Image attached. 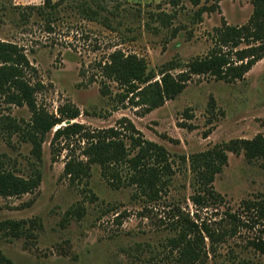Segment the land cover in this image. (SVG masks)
<instances>
[{
  "label": "rangeland",
  "instance_id": "obj_1",
  "mask_svg": "<svg viewBox=\"0 0 264 264\" xmlns=\"http://www.w3.org/2000/svg\"><path fill=\"white\" fill-rule=\"evenodd\" d=\"M210 6L215 10L196 16ZM252 12L250 0H201L199 6L191 0H0V41L27 55L32 83L41 85L38 105L56 115L66 104L80 109L77 119L60 126L70 122L102 130L126 117L169 152L174 170L163 199L147 203L135 187H111L99 165L91 166L88 180L67 176L71 157L86 160L80 136L60 138L54 159L52 140L59 126L54 127L38 161L30 143L4 130L0 170L24 179L39 174L40 183L21 196L0 194V223L20 221L24 229L16 238L0 228V251L15 264H185L169 244L177 235L168 226L176 205L214 236L211 241L203 232L208 256L197 264H264L253 247L264 240L263 160L247 158L242 149L228 152V164L213 184L219 200L208 206L191 200L193 155L264 137V57L234 82L191 74L187 66L214 49L223 20L242 26ZM115 51L144 59L157 72L152 84H162L167 64L173 78L185 73V89L145 115L146 104L122 108L116 96L121 87L105 79L100 67ZM154 90L142 102L155 100ZM31 117L27 106L0 99V127L10 122L26 127Z\"/></svg>",
  "mask_w": 264,
  "mask_h": 264
},
{
  "label": "trees",
  "instance_id": "obj_2",
  "mask_svg": "<svg viewBox=\"0 0 264 264\" xmlns=\"http://www.w3.org/2000/svg\"><path fill=\"white\" fill-rule=\"evenodd\" d=\"M196 6L201 0H191ZM253 12L248 22L242 26L229 25L225 20L216 29L215 47L203 58H196L187 66L191 74L209 73L216 79L234 82L244 79L252 67L264 57V0H250ZM48 5L50 2L48 1ZM47 5V6H48ZM40 13L41 7H36ZM214 7H201L196 16L202 17L205 12L214 11ZM245 48H239L241 44ZM102 76L117 83L121 92L116 96L122 108L128 105L144 107L142 114H147L164 104L167 100L175 99L186 87L187 75L182 73L179 80L169 74L168 64L161 71L162 84H152L157 72L150 69L144 59L136 55H125L115 51L104 65H100ZM34 68L24 50L16 44L0 41V99L19 107L27 106L32 113L31 121L26 127L18 123H8L0 127L2 132L9 135L18 134L23 142L30 143L31 152L38 160H42V148L47 135L53 128L55 131L52 148L54 159L57 150L56 143L60 138L70 139L80 136L85 142L82 156L71 157L65 165V174L72 180H88L91 177V166L99 165L101 174L114 189L135 187L138 196L147 203L159 202L162 193L173 178L174 170L169 152L160 144L148 140L138 130L133 122L126 117L121 118L116 127L102 130H90L80 123L72 121L81 115L74 104L60 107L58 114L50 113L38 105L36 95L41 91L40 83H32ZM144 86V87H143ZM154 90L155 100L146 101L145 97ZM104 94L107 92L103 91ZM139 99L140 101H135ZM213 102V101H212ZM215 105L212 103L211 107ZM117 110V109H116ZM206 136L207 133H205ZM245 150L249 159L258 158L264 161V137L257 136L252 140H235L229 144L216 145L210 150L193 155L191 171L193 179L191 186L194 194L192 202L198 206H208L217 202L220 195L214 189V181L228 164V152L239 154ZM40 183L39 174L36 177L24 179L13 172L0 170V194L3 196H21L34 191ZM173 220L169 227L177 231V235L169 240L171 248L177 250L180 259L185 264L202 263L208 256L203 232L212 241L214 236L209 229H201L190 217L180 212V207H172ZM11 230L13 236L19 238L24 229L20 221L6 220L0 223V228ZM253 247L264 257V240L253 243ZM0 264H15L0 251Z\"/></svg>",
  "mask_w": 264,
  "mask_h": 264
},
{
  "label": "water",
  "instance_id": "obj_3",
  "mask_svg": "<svg viewBox=\"0 0 264 264\" xmlns=\"http://www.w3.org/2000/svg\"><path fill=\"white\" fill-rule=\"evenodd\" d=\"M70 122H67V124H69Z\"/></svg>",
  "mask_w": 264,
  "mask_h": 264
}]
</instances>
